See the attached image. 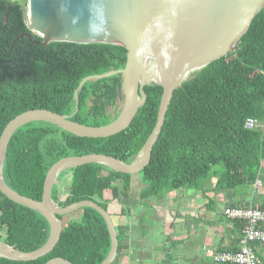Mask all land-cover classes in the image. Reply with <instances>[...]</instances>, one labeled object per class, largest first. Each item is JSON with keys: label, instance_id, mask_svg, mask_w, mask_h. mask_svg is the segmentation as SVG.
I'll return each instance as SVG.
<instances>
[{"label": "trees", "instance_id": "1", "mask_svg": "<svg viewBox=\"0 0 264 264\" xmlns=\"http://www.w3.org/2000/svg\"><path fill=\"white\" fill-rule=\"evenodd\" d=\"M22 6L18 1L0 0V134L15 116L34 109L70 116L91 127L113 121L122 100L119 75L87 81L77 92L75 114L74 92L85 77L122 69L126 50L109 44L42 45L26 28ZM143 91V106L126 129L111 137L81 138L42 121L17 129L2 165L7 186L40 201L47 172L62 159L101 154L129 164L153 131L162 95L159 85L145 86ZM246 119L254 120L256 126L247 129ZM64 173L70 174L68 191L54 185L52 200L60 207L89 200L108 212L118 239L112 264L124 249L114 216L122 219L132 212L121 206L118 215L110 213L109 205L120 198L136 196L140 202L161 203L171 191L203 190L211 173L216 178L213 190L253 185L264 175V7L234 51L191 74L174 91L161 133L138 172L145 189L134 195L131 175L96 163ZM255 206L264 208L263 200ZM73 213H79L78 218H63L59 239L49 253L28 262L0 258V264H45L54 258L71 264H100L110 249L103 218L91 208ZM234 224L241 233L242 224ZM48 234L42 215L0 193L2 243L30 252L40 248Z\"/></svg>", "mask_w": 264, "mask_h": 264}, {"label": "water", "instance_id": "2", "mask_svg": "<svg viewBox=\"0 0 264 264\" xmlns=\"http://www.w3.org/2000/svg\"><path fill=\"white\" fill-rule=\"evenodd\" d=\"M264 7V0H28L22 6L23 20L40 44L65 42L79 45L109 44L126 50L122 69L83 78L75 92L87 81L119 75L123 98L118 116L110 123L91 127L70 120V116L48 110L25 111L11 119L0 134V193L15 204L42 215L49 226L46 242L30 252L18 251L0 241V258L28 262L41 258L56 245L63 218L82 209L95 210L104 220L110 237V249L100 264H112L116 258L118 239L108 212L96 203L82 200L64 207L51 197L60 174L88 163H96L124 174H138L148 152L157 141L175 90L182 87L191 74L234 51L239 39L248 30L255 15ZM162 88L156 121L151 135L129 164L101 155L89 154L65 158L47 172L41 200L22 196L7 186L2 176L6 149L13 133L31 122H46L81 138H107L122 132L143 106V87ZM61 217V219L59 218ZM45 264H71L54 258Z\"/></svg>", "mask_w": 264, "mask_h": 264}, {"label": "crops", "instance_id": "3", "mask_svg": "<svg viewBox=\"0 0 264 264\" xmlns=\"http://www.w3.org/2000/svg\"><path fill=\"white\" fill-rule=\"evenodd\" d=\"M214 183V180L206 183L203 190L168 192L161 203L155 199L140 202L135 196L110 204L109 211L114 215L119 214L121 206L132 210L122 219L114 216L124 247L114 264H212L204 254V247L236 249L241 233L234 222L224 218L222 211L226 206L264 202L261 197L264 186L261 181L258 191L253 186L255 194L249 195L236 192V188L213 190ZM146 187L139 174L131 175L130 188L134 195ZM138 222L147 226V232H140L142 227ZM257 253L264 257V248L257 247Z\"/></svg>", "mask_w": 264, "mask_h": 264}, {"label": "built area", "instance_id": "4", "mask_svg": "<svg viewBox=\"0 0 264 264\" xmlns=\"http://www.w3.org/2000/svg\"><path fill=\"white\" fill-rule=\"evenodd\" d=\"M15 1V0H11ZM256 123L246 119L245 127L252 129ZM258 191L259 179L253 184ZM222 214L225 219L242 224L241 236L237 248L233 250H211L204 247L205 256L212 264H264V257L257 253V247L264 248V208L251 206H226Z\"/></svg>", "mask_w": 264, "mask_h": 264}, {"label": "rangeland", "instance_id": "5", "mask_svg": "<svg viewBox=\"0 0 264 264\" xmlns=\"http://www.w3.org/2000/svg\"><path fill=\"white\" fill-rule=\"evenodd\" d=\"M15 1H18L20 2L21 4H23V6H27V1L28 0H15ZM24 3H26L24 5ZM122 103H123V98L121 101L118 102V107H119V111L121 110L122 108ZM212 175V174H211ZM213 176V175H212ZM263 176V177H262ZM259 177V179L262 181V184L264 186V175H262ZM214 177V176H213ZM214 180H216V178L214 177L213 179L209 176V179H208V182H212ZM260 181V182H261ZM69 182H70V174H66V173H62L60 174L59 178H58V181H57V184L59 185L60 187V190L61 191H68V188H69ZM236 192L238 191H242L243 194L244 193H247L249 195H252V193H254V189H253V185H242V186H238L236 189ZM181 191H184V189H180V190H177L176 192L177 193H181ZM255 194V193H254ZM261 197H264V195H261ZM208 198H212V196L208 197ZM79 216V213H72L68 216H66L65 219L68 218H71V219H77ZM144 222H147L146 220H144ZM152 223V222H151ZM137 225H141L142 229L140 230V232H147V226L145 224H140L139 222L137 223ZM150 231H152V229H150ZM117 233L119 234V232L117 231Z\"/></svg>", "mask_w": 264, "mask_h": 264}]
</instances>
